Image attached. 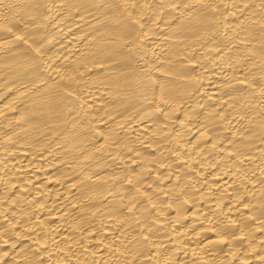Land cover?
<instances>
[{
  "label": "bare ground",
  "instance_id": "6f19581e",
  "mask_svg": "<svg viewBox=\"0 0 264 264\" xmlns=\"http://www.w3.org/2000/svg\"><path fill=\"white\" fill-rule=\"evenodd\" d=\"M0 264H264V0H0Z\"/></svg>",
  "mask_w": 264,
  "mask_h": 264
}]
</instances>
